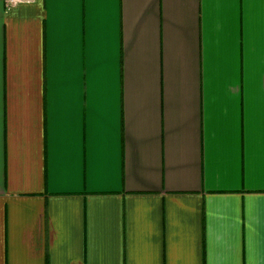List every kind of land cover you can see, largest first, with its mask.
I'll list each match as a JSON object with an SVG mask.
<instances>
[{
  "label": "crops",
  "instance_id": "obj_1",
  "mask_svg": "<svg viewBox=\"0 0 264 264\" xmlns=\"http://www.w3.org/2000/svg\"><path fill=\"white\" fill-rule=\"evenodd\" d=\"M264 0H0V264H264Z\"/></svg>",
  "mask_w": 264,
  "mask_h": 264
},
{
  "label": "built area",
  "instance_id": "obj_2",
  "mask_svg": "<svg viewBox=\"0 0 264 264\" xmlns=\"http://www.w3.org/2000/svg\"><path fill=\"white\" fill-rule=\"evenodd\" d=\"M21 1H30V0H9V2H13V3L21 2ZM263 90H264V87H263Z\"/></svg>",
  "mask_w": 264,
  "mask_h": 264
}]
</instances>
